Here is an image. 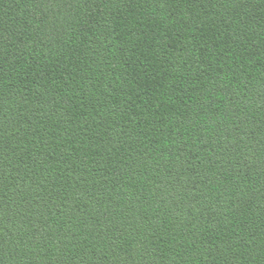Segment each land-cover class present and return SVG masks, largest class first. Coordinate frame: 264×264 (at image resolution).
Returning a JSON list of instances; mask_svg holds the SVG:
<instances>
[{
  "label": "trees",
  "instance_id": "obj_1",
  "mask_svg": "<svg viewBox=\"0 0 264 264\" xmlns=\"http://www.w3.org/2000/svg\"><path fill=\"white\" fill-rule=\"evenodd\" d=\"M0 264H264V0H0Z\"/></svg>",
  "mask_w": 264,
  "mask_h": 264
}]
</instances>
